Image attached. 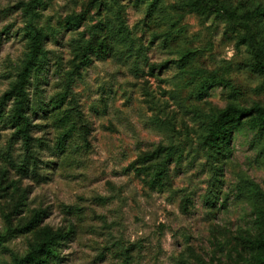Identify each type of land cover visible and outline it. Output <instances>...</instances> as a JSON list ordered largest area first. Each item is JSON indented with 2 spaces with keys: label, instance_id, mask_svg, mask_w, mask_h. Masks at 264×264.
Returning <instances> with one entry per match:
<instances>
[{
  "label": "rangeland",
  "instance_id": "1",
  "mask_svg": "<svg viewBox=\"0 0 264 264\" xmlns=\"http://www.w3.org/2000/svg\"><path fill=\"white\" fill-rule=\"evenodd\" d=\"M31 1L0 0V99L33 24L47 39L31 94L52 109L34 123L39 177L11 106L0 116V264L47 243L50 230L61 237L47 264H256L264 122L240 120L221 151L206 139L229 105L264 107V75L237 47L248 35L264 52V0L211 2L234 23L190 0H39L30 13ZM63 117L73 125L60 156Z\"/></svg>",
  "mask_w": 264,
  "mask_h": 264
},
{
  "label": "trees",
  "instance_id": "2",
  "mask_svg": "<svg viewBox=\"0 0 264 264\" xmlns=\"http://www.w3.org/2000/svg\"><path fill=\"white\" fill-rule=\"evenodd\" d=\"M39 0H32L29 3L28 10L33 12V9L38 4ZM192 5L201 7L204 11L216 12L219 15L224 16L230 23H234V17L230 12H222L217 10L211 5L214 0H190ZM157 0H155V3ZM47 39L46 34L42 29L37 28L32 24L31 26V43L30 52L27 55L25 64L18 74L17 80L11 84L9 89L0 99V116H3L6 112L7 106L10 108V121L15 128L14 138L22 142L23 149L29 154L28 171H32L33 175L40 176L39 170L42 169L41 165L43 162L39 158L36 151L37 141L33 136L35 129L36 117L46 116L50 110L47 104L39 100V98H32L31 90L33 87V80L35 78V72L38 73L41 67L42 59L46 56L45 41ZM239 45H246L248 47L249 54L251 56L252 67L256 73L264 75V52L259 50L256 42L250 36L246 35L239 39L237 47ZM69 89V88H68ZM68 92V91H67ZM66 96H70L69 105L74 113V118L79 122L81 128V135L83 143L86 145L90 144L89 129L85 122L81 121V115L78 109L76 98L71 91L66 93ZM68 98H60L61 102L64 103ZM257 114V117L264 122V107L255 105L253 108L245 109L238 108L234 105H229L222 110L216 118L211 122L208 129L207 144L218 151L228 148L231 144L233 137V128L237 126L240 120L251 117ZM63 122L67 123L66 129L62 131L60 135L59 147L56 148L58 155H64L65 149L67 148L68 139L71 136V129L69 122L65 117L62 119ZM68 121V122H67ZM73 125V123H72ZM56 162H51L55 164ZM50 167V164L47 165ZM48 175V174H47ZM45 176L47 178L48 176ZM45 214V210H39L35 216V219L42 217ZM60 235L53 231H49V241L41 245L38 249L33 250L27 256L17 260L15 264H47V260L56 257V242L60 239ZM256 264H264V256H262Z\"/></svg>",
  "mask_w": 264,
  "mask_h": 264
}]
</instances>
